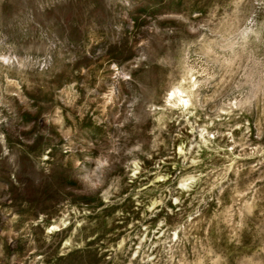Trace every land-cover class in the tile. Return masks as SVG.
<instances>
[{
  "label": "rangeland",
  "instance_id": "obj_1",
  "mask_svg": "<svg viewBox=\"0 0 264 264\" xmlns=\"http://www.w3.org/2000/svg\"><path fill=\"white\" fill-rule=\"evenodd\" d=\"M0 264H264V0H0Z\"/></svg>",
  "mask_w": 264,
  "mask_h": 264
},
{
  "label": "bare ground",
  "instance_id": "obj_2",
  "mask_svg": "<svg viewBox=\"0 0 264 264\" xmlns=\"http://www.w3.org/2000/svg\"><path fill=\"white\" fill-rule=\"evenodd\" d=\"M176 94H177L176 92H173V91H172L171 96H173V97L176 98L177 100L181 101L182 103H185V104L187 103V100L183 99L181 96H178V97H177Z\"/></svg>",
  "mask_w": 264,
  "mask_h": 264
}]
</instances>
